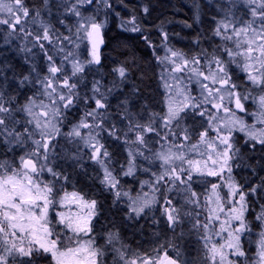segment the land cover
I'll return each mask as SVG.
<instances>
[{
    "label": "snow or ice",
    "instance_id": "1",
    "mask_svg": "<svg viewBox=\"0 0 264 264\" xmlns=\"http://www.w3.org/2000/svg\"><path fill=\"white\" fill-rule=\"evenodd\" d=\"M97 3H103L107 7H111L108 0H96ZM230 7L226 16L231 19H221L217 22V27L214 29V34L224 40L232 41L235 37V49L225 46L223 51L226 52L228 60L213 55L208 60V71H202L199 67L200 60L192 58L189 60L181 52L171 50V57L164 59L170 60L175 66L172 72L180 73L190 71L193 77H196V83L199 86L201 99L193 97L187 88L180 84L177 80V87L175 93L171 92L172 85L165 83V88L169 89V94L166 99V112L163 115L152 113L146 124L136 122L125 109V117L129 119L128 131H135L136 137L134 143L143 145L145 143V133L156 132L160 133L153 126L156 119L162 121V125L166 131L161 139H167L169 136L173 140L182 137V143L179 147H183L184 142L191 141L192 132L187 127H181V123L187 115V110H192L194 115L207 118L208 128L199 133L197 143L191 145V151L198 152L200 156L207 155V160H185V153L182 151L173 152L171 148L167 151L155 153V158L159 159L161 168L163 169L156 176V181H165L167 184L175 186L177 182L180 185H187L182 191L190 192L191 197H187L188 203H196L192 198L197 196L196 192L191 191V182L193 180V173L200 176L223 177V173L227 172V187L229 189V196L239 195V201L231 200L233 206L227 211L217 188L220 185L213 183L211 185L212 192L215 194V207L211 206L212 201L209 199L206 202L208 216L206 222L201 224L199 220L193 225L197 231L202 227L205 230L201 239L204 240V248L206 250L207 258L212 261V264H240L239 258L245 257V251L241 244V234L249 231V226L245 221V212L247 211V204L245 202V193L240 189L231 175L232 161L239 156L240 149L236 147L233 142V130L244 132L249 140L264 146V127L256 128L249 126L244 121L235 116V112L229 106L234 101L235 108L241 112L245 111V106L242 101L248 100L249 95H241L238 91L239 85L233 82L229 75V63H236L247 74L248 81L253 87L259 88L261 94L255 98V102L259 106V112L255 115L258 117V122L264 125V0H241L244 7L247 8L251 19L247 21H237V18L232 16V8L237 6L236 0H229ZM93 0H75L71 6L66 5V11L78 18V26L76 28L77 37L79 39L86 38L91 45L90 59L86 61L87 64H100L99 46L103 43L101 38V30L104 27L103 23L96 22L93 18H84L80 11V6L83 4H92ZM44 4H48V0H44ZM145 13L148 8L143 9ZM0 13H6L7 18L0 19V25H7L10 31L7 33L5 40L8 37L16 38L17 25H19V33H22L24 38L33 37L35 43L33 47L39 46L44 52L49 64L48 75L43 79L38 80V83L43 89V95L52 98L50 107L40 101L37 105L33 97H29L26 104L21 106L31 119L26 123L33 125V129L24 128L23 133L7 132L5 143L23 146L27 141H31L35 145L31 152L25 153L20 157V168H13L11 172L5 170L0 173V264H34V258L47 254L51 256L53 264H102L101 257L104 253L94 246V239H84L85 236L92 231L90 221L96 215V201H85L83 197L73 192L71 194L65 192L63 196H58L53 182H43L39 180V174L47 167V171L54 177L59 176L52 167H48L47 163L41 164L39 168L33 157H40L45 162L49 160L52 153L53 145L50 141L54 138V133L59 134V128L53 123V118L61 115L60 109L55 107L58 103H62L65 109L71 108L73 103L79 99L75 89L77 84L71 82L73 77L85 71V63L78 59H73L74 53L68 52L63 60L69 61L72 65L71 76L64 75L60 80V74L63 73V61L57 66L53 60V56L49 55L45 50L43 41L52 42V33L50 27L40 22L43 28V33L34 34L26 30L25 24L30 16V10L27 8L23 0H0ZM22 14V15H21ZM37 12L36 16L39 17ZM35 19V18H34ZM23 21V22H22ZM61 23L64 21L61 20ZM240 26L237 27L236 23ZM129 23L133 24L131 31H140V28L135 26V17ZM190 27V25H186ZM229 29L231 32L229 34ZM127 30V29H126ZM80 33L84 36L80 37ZM65 40L71 42L70 37H64ZM165 39L167 36L165 34ZM22 51L31 52V49H21ZM61 51L63 49H60ZM238 57H243V64H240ZM215 65V68L211 65ZM191 66V67H190ZM35 71V68L32 69ZM123 79L126 77V69L119 67L114 69ZM29 80L28 76H24L21 80V85L24 81ZM67 89V95L59 91V87ZM92 97H85V103L89 100L95 101V108L85 113V117H92L93 121L99 116L104 117V113L99 112L100 109H106L107 97L100 92V82L94 81L92 85ZM99 93V96L97 94ZM56 97V98H53ZM58 98V99H57ZM3 93H0V132L6 127V118L11 117L12 109L6 107L3 102ZM226 100L228 103H226ZM127 103V101H125ZM210 105V108L207 107ZM40 107L42 111L35 112L34 109ZM211 109H215L213 112ZM223 111L227 114V118L219 116V112ZM41 117L45 118L43 121ZM175 122V127L173 124ZM101 127L99 124L89 125L85 119H81L79 124L74 125L72 131L68 133L69 137H78L84 140L87 147L91 149V159L100 165L103 169L104 177L101 180L102 184L111 189H117L118 180L113 175L112 170L108 167L110 161V154L100 144L95 136L87 138L81 135V128ZM209 129L216 133L214 138L209 137ZM40 139H35L36 135ZM115 135L116 130L109 133ZM127 135V134H126ZM11 137L12 139H8ZM26 137V139H25ZM128 141H126L127 143ZM200 145H204L205 152H200ZM177 147V145H173ZM41 150L42 153H41ZM143 156L142 152H129L130 157L135 155ZM74 159L76 157H73ZM149 159L148 157H145ZM178 160L189 165L188 169L177 168L173 165V161ZM210 162V163H209ZM171 166V167H169ZM3 168V165H0ZM135 165L129 161L128 170L124 175H132ZM147 171V169H144ZM187 173L186 178L183 173ZM167 178V179H166ZM156 190V189H154ZM171 191V187L168 188ZM251 192L256 193L257 189L253 187ZM127 196V193L116 191V197ZM129 211L135 213L139 217L144 213L146 208H149L155 203V198L148 199L145 197L131 198ZM57 205L60 209L57 210ZM72 205H75L77 210H73ZM172 205L171 200H166L165 215L167 217L168 226L175 229L177 224L181 222L180 209ZM55 211V219L50 217V212ZM221 214L226 218L220 223L219 231L228 233V239L223 244H211L209 226L214 220L219 221ZM264 226V208L256 217ZM238 222L237 226H233L232 222ZM261 239L258 248L257 264H264V232H261ZM114 237V234H109V242ZM66 241V242H65ZM169 245L176 248V245ZM227 250V251H226ZM118 257L123 264H185L179 260L180 251L176 248L177 258H173L167 254V250L163 256L157 255L155 257L135 256L129 259L122 249H116ZM230 257H236L231 259Z\"/></svg>",
    "mask_w": 264,
    "mask_h": 264
},
{
    "label": "rangeland",
    "instance_id": "2",
    "mask_svg": "<svg viewBox=\"0 0 264 264\" xmlns=\"http://www.w3.org/2000/svg\"><path fill=\"white\" fill-rule=\"evenodd\" d=\"M187 1L191 2L188 3L190 10L195 9L198 13H200L201 6H203L210 12L212 16L209 20L210 36L205 40L204 48H202L201 51L195 52L196 48H193V40L189 41V51L187 50L188 45H186L184 41H180L181 39H179L177 35L169 36L171 34L168 33L169 35H167V33L162 31V29L159 30L160 33L158 34L161 38L156 42L154 52L156 53L158 60V83L163 94V99L161 100V107L156 112L146 110L145 112L141 111L140 113L133 112L128 102L125 103V98L121 99L120 97V99H118L119 93L125 91L127 85L126 80H124V78L122 79L118 72L113 71L109 77L104 79L102 75L100 76L101 71H96V66L94 64L86 63V61L91 58L89 55L90 49L88 40L86 38L79 39L77 37L76 28L78 26V18L66 11V5L71 6L72 3H75V0H48L47 5L44 4V0H40L39 7L25 5L30 10V16L25 18L27 20V23L25 24L26 30L31 31L34 34L42 35L43 28L40 26V22H43L44 25L50 27L52 42L49 43L48 41H43V43L45 45V50L49 55L53 56V60L57 66H59L63 61L65 71L60 74V80L63 79L65 74L71 76L72 73L71 63L63 60V57L68 52L74 53L73 59H78L80 62L85 63V71L78 74L76 77H73L71 80V82L77 84L75 91L78 94L79 99L76 100L69 109H65L62 103H58L55 106L58 107L61 112V115L53 118V123H55L56 127L59 128V134L54 133V138L50 141L54 147L49 160L45 162L42 155L40 157H33V160L37 163L38 168L41 164L47 163V166L52 167L57 173H59V176L54 177L47 171L46 167L44 171L39 174V180L45 183L53 182L58 196H63L65 192L69 194L75 192L83 197L85 201L95 200L97 202L96 199H93L90 195H88V191H86L87 189H85L83 182L80 181L79 178H81V175L84 177H90V179H94L96 177L101 183V180L104 177L103 169L99 164L91 159V149L85 145L84 140H81L78 137H69L68 133L72 131L74 125L79 124L82 118L85 119V122L89 125L94 123L99 124L101 127L98 128H81V135L85 138L95 136L99 140L100 144H102L109 152V154L110 148L108 145L112 141L119 144L125 152L124 163H122V165L119 163L118 166V175H116L113 170V164H116L117 162L110 154L108 167L117 178L118 185L117 189H111L106 187L104 184L103 193L108 197L112 196L111 198L114 200V205L117 207L119 206L124 212V215L127 218L125 219L126 223H128V219H133L132 222L134 223L146 222V225H149V227L152 226V232L150 233L151 237L149 236L150 242L142 243L143 245L136 247L137 245L129 242L128 238L122 237L117 230L111 229V227H104L102 225V222H100L101 213L97 202L95 209L96 215L93 216L90 221L92 231L88 234V236H85L84 239H94V246L99 248L104 253L101 257L102 264H123V261H121L118 257L116 249H122L125 252V255L131 259L135 256L144 255L150 257H155L157 255L163 256L165 250H167V254L169 256L177 258L176 248L180 251V257L178 259L185 262V264H212V261L207 258L206 250L204 248V240L201 239L205 230L202 227L199 231L193 228V225L197 220H199L201 224L206 222V217L208 216L206 202L209 199L212 201L211 206L215 207V194L212 192L211 185L213 183L220 185V187L217 188V192L222 198L226 211L233 206H239L238 204L233 205L230 203L231 200L239 201V195H228L229 189L227 187V172L223 173V179L221 177H202L197 173H193V180L189 183L191 184V191L197 193V196L192 198L196 201V203L187 202V197H191V193L182 191V189H185L187 185H180L179 182H177L175 186H172L167 184L165 181H160L159 183L156 181V176L163 171L161 168L162 162L155 158V153L157 152L167 151L171 148L173 152H184L185 160H207L206 154L202 157L198 154V152L190 150L191 145L197 143L199 133L208 128L206 117H201L198 114L194 115L192 110H187V115L182 121L181 127H187L190 129L192 132V139L191 141L184 142L183 147H179L182 143V137L176 140H173L171 136L167 139H161L164 133L168 130L163 127L162 121H160L159 118L156 119L153 126L157 129L160 135H157L156 132L145 133V143L143 145L134 143L136 133L135 131H128L129 119L124 118L125 109H127L128 113L131 114L134 121L141 124H146L149 120L150 114L152 113L163 115L167 110L166 99L169 94V89L165 88V83L172 85L171 92L174 94L177 87V80H179L180 84L185 86L193 97L197 99L202 98L199 86L196 83V77H193L190 71L186 70L180 73L172 72V68L175 65L171 63L170 60L164 59L165 57H171L169 49L181 52L189 60L194 57L199 59V67L205 72L208 71V60H210L213 55L221 57L227 61L229 58L226 52L223 51V48L227 46L228 48L235 49V37H233L232 41H228L214 34V29L217 27L218 21L221 19H231V17L226 16L230 7L229 0ZM5 2H8V0H5ZM108 3L110 4L109 1ZM236 4L237 6L232 8V16L237 18V21L250 20L251 16L247 8L241 3V0H236ZM80 11L84 18H93L96 22L103 23V31L109 27V23L112 20L116 23L115 25H118L117 27L120 30L125 31L126 33L133 35L141 32L142 30L140 25L137 23L135 13L118 3H115V6L111 4V7L106 8L103 3H97L96 0H93L92 4H83L80 6ZM37 12L40 13L39 17L36 16ZM133 17H135V26L139 27L140 31H131L133 24L129 23V21H131ZM3 18H7L6 13H0V19ZM110 18H112V20ZM61 20L64 22L61 23ZM194 22L198 25L199 19L195 18ZM236 26L239 27L240 23L237 22ZM9 31L10 29L7 25H0V51H3L2 53L5 54L8 52L15 59H22V62H25L28 66L25 70H27V76L30 77L29 80L24 81L23 85H21L20 82L22 79L19 80V77L18 80L15 79L17 76L15 75L16 73L5 71V69H8L7 67L3 69V73H0V93H3V102L6 107H10L13 110L11 117L6 118L5 129L0 132V145H5L7 147V151L11 152V154H7L9 158L7 155L0 158V165H3V168H0V173L5 170L11 172L13 168H20V157L25 155V153L31 152L35 147L30 140L23 146L5 143L7 132L14 131L23 133L24 128L27 127L29 129H33L34 127L33 125L26 123L29 119H31V117L21 110V106L27 103L29 97H33L37 105H39L40 101H43L44 104H48L52 107V98L46 97L42 94L43 89L38 83V80L43 79L49 74V62L44 55V52L41 51L39 46L33 47V44L35 43L33 37L25 39L23 34L19 33V25H17L16 38L8 37L6 42L5 37ZM230 32L231 29H229V34ZM147 33L148 31H145V35H147ZM165 34L167 39H165ZM79 35L80 37L84 36L83 33H80ZM64 37H70L71 42L69 40H65ZM176 39L179 41L178 46L174 44ZM21 49H31V52L22 51ZM60 49L63 50L61 51ZM237 59L242 65L244 62L243 57H238ZM211 67L215 68V65L213 64ZM228 67L229 75L232 77L233 82L240 86L238 89L240 94L250 96L248 100L242 101L245 106L244 112L235 108L234 101H232L229 106L235 112V116L242 119L246 125L255 126L256 128L264 127V125L259 124L258 117L255 115L259 112V106L255 102V98L261 94V90L253 87L247 79V74L236 63H229ZM33 68H35V71L32 70ZM7 73L10 75H7ZM88 75L92 77H88ZM97 75L99 76L97 77ZM94 81L100 82V92L104 93L107 97L106 109L98 110L99 112L104 113V117L101 118L98 116L95 121H93L92 117H85V113L87 111H91L95 108L94 100H89L85 103V97L93 96L92 85ZM11 86L16 88L17 97L25 96L23 97L24 99L22 103L17 106H13L11 100L7 99V97H9L8 93H10L8 87ZM26 89L29 90L23 95L22 93ZM59 91L67 95V89L59 87ZM97 96H99V93ZM17 97L13 100H19ZM226 103H228L227 100ZM207 107L210 108V105ZM34 111L39 113L42 109L40 107H36ZM211 111L215 112L216 110L211 109ZM219 116L227 118V114L223 111L219 112ZM18 119L19 121L17 122L20 125V128H17L16 122H13ZM43 119L45 118L41 117L42 121ZM189 121L197 122L199 128L191 129L188 127ZM173 127H175V122ZM113 128H115L116 134L110 135L109 133L113 130ZM215 136L216 133L209 129V137L214 138ZM232 136L234 138V144L240 149V153L238 158L231 162V175L235 183L239 185L240 189L245 193V202L247 204L245 221L250 229L249 231L241 234V244L246 255L245 257L239 258V260L240 264H257L259 259L257 253L259 241L261 239L260 234L261 232H264V226H262L261 221L257 220L256 217L261 213L262 208H264V186L255 182V175H250L249 178L241 177L243 176L241 173H247L248 171V169L241 164L243 160L241 150L247 146V149L252 153L257 150L260 153V156L264 157V146L256 143L255 141L249 140L245 133L239 130H233ZM8 139L12 138L8 137ZM35 139H40V136L37 134ZM126 141L128 142L126 143ZM174 144L177 145V147H174ZM14 147L15 149L22 151L21 155H19L18 159L15 161L14 155L12 154ZM42 151L43 150H41V153ZM199 151L206 153L205 146L200 145ZM129 152H142L143 156L137 154L134 157H130ZM73 157L76 158L74 159ZM145 157H148L149 159H146ZM253 157L255 156L253 155ZM130 160L135 165L134 172L132 175H124V173L128 170ZM172 166L177 168L182 167L184 169L189 168L187 163H182L178 160H174ZM144 169H147V171ZM183 175L186 178L187 173L185 172ZM237 176L239 177L238 180L236 179ZM169 187H171V191H168ZM253 187L257 189L256 193L251 192ZM117 190L121 193H127L128 195H122L118 199L116 197ZM129 197H145L148 199H152L154 197L155 203L149 208H146L144 213L137 217L135 213H131L129 211V205L131 204ZM166 200H171V206L180 209L181 222L177 224L175 229H171L168 226L167 217L165 215ZM72 208L74 211L77 210L75 205H72ZM57 210L64 209H60L59 205H57ZM50 217L53 219L56 218L55 211L50 212ZM225 218L226 216L221 214L220 220H214L209 226L208 234L211 238L209 247H211V244L213 243L217 245L223 244L228 239L227 232H221L220 235H216V232L219 231L220 223H222ZM232 224L233 226H237L238 222L233 221ZM160 229H163L164 232L161 233ZM110 233L114 234L111 242H109ZM170 241L172 244L176 245V248L169 245ZM44 255L47 258V254ZM48 257V262H43L42 264H53L51 256L48 255ZM230 258L234 260L236 259V257Z\"/></svg>",
    "mask_w": 264,
    "mask_h": 264
},
{
    "label": "trees",
    "instance_id": "3",
    "mask_svg": "<svg viewBox=\"0 0 264 264\" xmlns=\"http://www.w3.org/2000/svg\"><path fill=\"white\" fill-rule=\"evenodd\" d=\"M39 1L40 0H23L25 5L31 7H39ZM108 1L110 5L112 4L115 6V3H118L130 11H133L137 23L142 30L133 35L126 33L120 30L117 27L118 25H115L116 23L110 18L112 21H110L109 27L103 31L104 47L102 49L100 64L97 66L95 65L96 71L100 70V76L102 75L105 79L110 76L114 69L124 67L126 69V77L124 80H126L127 85L125 91L119 93L118 99H120V97L121 99L125 98L133 112L140 113L146 110L156 112L161 107V100L163 99V94L158 83V60L154 52V46L161 38L158 34L160 33L159 30L162 29L167 35L171 34L169 36L177 35L178 38L181 39L180 41H184V43L188 45L187 50H189V41L193 40V48H196L195 52H198L204 48L205 40L210 36L209 20L212 16L203 6H201L200 13L195 9L190 10L188 3L191 2L187 0ZM145 7L148 8L147 13L143 11ZM106 8L108 7L106 6ZM195 18L199 19L198 25L194 22ZM186 25H190V27ZM145 31H148L147 35H145ZM178 43L179 41L176 39L174 44L178 46ZM2 52L3 51H0V73H3V69L7 67L9 70L5 69V71L15 72V75H17L15 79L17 80L18 77L19 80H21L24 76H27V70H25V68L28 66L25 62H22V59H15L8 52L6 54ZM7 75L10 74L7 73ZM98 76L99 75H97V77ZM88 77L92 76L88 75ZM8 88L10 93H8L9 97H7V99L11 100L12 105L17 106L22 103L23 97L25 96L17 97L16 88H13V86ZM28 90L29 89H26L22 94L24 95ZM16 97L19 100H13L16 99ZM17 121H19V119L13 122H16L17 128H20ZM188 127L191 129H198L199 125L197 122L189 121ZM108 146L110 148L111 157L117 162L113 164V170L116 175H118V166L119 163L121 165L124 163L125 152L120 145L114 143V141ZM21 153V150L15 149L14 147L12 150L14 161L18 159ZM7 154H11V152L7 151L5 145H0V158ZM241 154H243L241 164L248 169L247 173H241L243 175L241 177L249 178L250 175H255V182L264 186V157H261L257 150L252 153L247 149V146L241 150ZM253 155L255 157H253ZM238 178L237 176L236 179L238 180ZM79 179L83 182L85 189H87L88 195L97 200L101 213L100 222H102L104 227H111V229L117 230L122 237L128 238L129 242L137 245L136 247L143 245L142 243L150 242L149 236L152 232V226L149 227V225H146V222L134 223L132 222L133 219H128V223H126L125 219L127 218L124 212L119 206L117 207L114 205V200L111 198L112 196L108 197L103 193L104 184L100 183L96 177L90 179V177L81 175ZM163 232L164 230L162 229L161 233ZM43 262H48L44 254L34 258L35 264H42Z\"/></svg>",
    "mask_w": 264,
    "mask_h": 264
},
{
    "label": "water",
    "instance_id": "4",
    "mask_svg": "<svg viewBox=\"0 0 264 264\" xmlns=\"http://www.w3.org/2000/svg\"><path fill=\"white\" fill-rule=\"evenodd\" d=\"M101 38L103 39V43L100 44V46H99L100 61H101V52H102V49L104 47V32H103V29L101 30ZM90 48H91V45L89 44V49ZM94 65H99V64H94Z\"/></svg>",
    "mask_w": 264,
    "mask_h": 264
},
{
    "label": "flooded vegetation",
    "instance_id": "5",
    "mask_svg": "<svg viewBox=\"0 0 264 264\" xmlns=\"http://www.w3.org/2000/svg\"><path fill=\"white\" fill-rule=\"evenodd\" d=\"M101 54H102V52H101ZM47 258H49L48 255H47Z\"/></svg>",
    "mask_w": 264,
    "mask_h": 264
}]
</instances>
